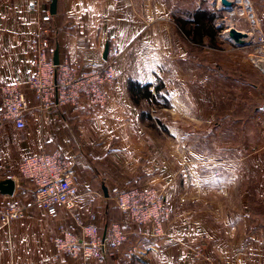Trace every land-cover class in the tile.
Masks as SVG:
<instances>
[{
    "label": "crops",
    "instance_id": "obj_1",
    "mask_svg": "<svg viewBox=\"0 0 264 264\" xmlns=\"http://www.w3.org/2000/svg\"><path fill=\"white\" fill-rule=\"evenodd\" d=\"M50 1L0 0V82L23 78L32 69L30 41L38 22L29 6L36 3L42 14L49 11ZM258 1L264 30V0ZM182 2L57 0L56 13L47 26L57 60L84 68L100 62L105 44L109 48L114 43L120 50L118 78L106 87L103 109L81 100L77 106L64 104L43 112L31 109L21 129L0 121V180L11 177L15 181L13 195L0 193V207L12 197L26 206L24 217L10 228L0 224V264H264V225L255 219V213L264 216L263 209H258L264 206V158L259 161L247 154L253 150L247 138L252 141L254 137V120L264 121V107L239 123L228 114L227 122L209 126L218 112L215 98L221 96L222 77L243 84L247 101L256 86L251 79L253 68L242 67L249 80L225 75L218 51L208 39L190 41L178 25L177 18L186 19L191 12ZM131 82L149 85L155 99L134 101ZM156 85L161 87L158 98ZM191 88L195 89L192 93ZM28 96L31 99V93ZM159 98L166 102L156 110ZM238 124L244 126L243 132L236 129ZM241 134L242 146L234 147L231 137ZM192 136L210 143L204 148L194 146ZM255 136L256 151L264 152L263 122ZM42 145L46 152L62 153L72 165L76 207L84 217L95 215L99 234L105 232L109 219L122 218L115 205L103 198L108 190L147 181L165 189L166 204L172 207L165 235L144 236L125 225L127 239L103 263L67 254L54 258L50 239L56 226L63 223L73 228V224L62 213L50 219L32 204L33 184L20 178L16 163ZM195 147L199 154L209 152L215 160L197 165L199 177L193 188L184 154L177 153L185 152L188 158ZM235 151L243 157L233 159ZM241 167L248 169V176L236 175ZM255 167L261 168V175H253ZM221 171L228 172V179L219 176ZM197 246L199 257L194 256Z\"/></svg>",
    "mask_w": 264,
    "mask_h": 264
},
{
    "label": "built area",
    "instance_id": "obj_2",
    "mask_svg": "<svg viewBox=\"0 0 264 264\" xmlns=\"http://www.w3.org/2000/svg\"><path fill=\"white\" fill-rule=\"evenodd\" d=\"M229 1L238 9L237 14L248 17L245 18L247 33L264 46V32L254 14L252 0ZM29 10L36 13L38 22V31L30 41L34 56L32 69L23 78L0 82V121L11 122L21 129L26 126L31 109L43 112L64 104L77 106L81 100L103 109L107 102L106 87L117 77V45L109 46L106 59L90 62L84 68L73 67L66 61L54 62L55 47L47 37L51 14L48 10L41 14L36 3L31 4ZM18 171L33 184L34 206L43 209L50 219L62 213L73 224V228L63 223L56 226L50 239L54 258L67 254L71 258L103 263L126 240L127 235L119 223H111L99 234L95 215L89 213L84 217L77 209L76 179L72 165L62 153L46 152L42 145L38 152L19 158ZM103 198L119 209L124 224L132 226L137 234L165 235L164 225L170 221L172 211L160 187L147 181L133 186H113ZM25 208L22 201L12 197L0 207L1 226L10 228L14 221L24 217ZM193 250L194 256L199 257L200 247Z\"/></svg>",
    "mask_w": 264,
    "mask_h": 264
},
{
    "label": "rangeland",
    "instance_id": "obj_3",
    "mask_svg": "<svg viewBox=\"0 0 264 264\" xmlns=\"http://www.w3.org/2000/svg\"><path fill=\"white\" fill-rule=\"evenodd\" d=\"M183 5L186 7L188 6L189 11L193 12L196 9H206L207 11H209L208 13L214 15V19H213V23L214 26L217 27L219 25H222V29L219 32L218 35V39H217V45L213 46L214 49H216L218 52H215L216 55H218V57L221 60V65L223 66H228L230 65V71L231 74H235L236 78L239 76V69H242V72L240 73L242 76H244V66L247 67H252L253 68V75H252V79L254 84L256 85L255 88L252 91V99L247 98V101H244L245 97H244V91H243V87L240 82L238 81H234L232 79H227L222 77V88H220L221 90V96L219 97V99L215 98L216 103H215V108L216 110L218 109V112L215 114V120L212 121V124H210L209 126L212 127V125L216 126L219 124H222L224 122H227L226 118L227 115L230 114V118L236 119L237 123H239V119L240 122L244 121L245 117H244V106L248 107V105L250 103H252L253 107L256 106H260V107H264V74L262 75V71L260 70L259 66L257 65V61L258 60H264V48H262V45L259 42H256L257 40H254L253 36L250 39V42L246 45V46H242L240 48H236L239 46H234V43L232 41L229 40L228 36H227V29L229 28V26H233L239 30L245 31L247 32V30L249 31V28L247 27L245 18L242 17L241 15L237 14L235 16H232V11L237 12L236 10H238L237 8L235 9L234 6H230V7H224L221 5L220 2H218V0H183ZM261 2L258 0H252V4H253V11L255 16L257 17V19L260 20L259 18V12L258 10L262 8V6H260ZM185 9V8H184ZM190 12V13H191ZM241 16V17H240ZM261 28L263 30L262 24L260 23ZM264 32V30H263ZM232 42V43H231ZM207 45H210V43H207ZM190 52H192L193 54L196 53L195 49L193 47H190ZM119 54H120V50H119ZM191 60V58H190ZM192 62L195 64L196 58L192 59ZM233 67V68H231ZM240 67V68H239ZM235 69V71H234ZM248 72V70H247ZM229 72L228 76H232ZM227 75V74H225ZM263 77V78H262ZM118 78V72H117V77L114 81H116ZM237 80H243L242 78H237ZM241 85V87H240ZM192 90L195 91L194 88H191V93ZM247 93L249 94V90L247 88ZM186 98L190 99L192 98V96H188L187 94H184ZM247 97H249L247 95ZM159 101L161 102H156V110L157 108H159V106H163L164 102H166V100H164L163 98H159ZM247 102V103H246ZM155 105V104H154ZM186 106H188L186 104ZM154 108L155 106H152L151 112H154ZM194 110V109H193ZM229 110V111H228ZM260 111H256V113H259ZM155 122H157L159 124V126L161 127V123L158 122L157 116H155ZM264 121H259V120H254V126L252 127L253 129V136L252 137V141L249 140V137L247 138V142L249 143V145H251V149L253 148L252 151H250V153L247 152V154L249 156H252L253 159H258L259 161L262 160L261 158H264V152L262 151H256L255 147V132L257 130V126ZM162 128V127H161ZM244 128L241 127V124L236 125V129L238 130H242ZM243 132V130H242ZM173 140H175V138H173ZM223 140V138H222ZM231 143L234 147L237 146H242V142H243V134L238 135L236 137H231ZM235 140V141H234ZM190 142L194 143V146H198V147H206L210 141L209 139L205 138V139H197L196 137L191 138ZM251 142V143H250ZM176 144V142L174 143ZM180 144V143H179ZM178 145V144H176ZM247 145V147L249 146ZM236 150L241 151L239 148H237ZM194 152H191V154L189 155V157L187 158V153L185 156V152H178L177 154H184V157L186 159V163L188 166H186V170L187 172V176L189 177V184L191 187L196 188L197 185V181H198V177H199V168H197V165H201L203 163H208V161H212L215 160V157H213L209 152H204L202 155L199 154L197 152V148H194ZM223 151V150H221ZM239 151H235V153H232V155H236L233 159L235 160H239L241 159V157H243V154ZM248 155L246 157V159L248 158ZM19 160L17 159V164H18ZM198 166V167H199ZM241 170V172H240ZM261 168L260 167H255L253 168V175L259 176L262 173L260 172ZM245 174V175H249L248 169L245 170L244 167H241L238 169V173L236 174L237 176H240L241 174ZM263 174H264V170H263ZM224 175L226 177H224ZM219 176L221 178H226L228 179V172L225 171H221L219 173ZM21 179H23L20 176ZM224 181V179H223ZM223 184H225V182H223ZM160 187V186H157ZM163 191L164 194V188L160 187ZM218 190L220 193H225V189L223 187H218ZM172 210V207L169 206ZM258 208V207H257ZM263 209L264 212V206H260L258 208ZM172 214V212H171ZM255 219L257 221H259L260 224L263 223L264 221V216L261 213H255ZM264 225V224H263Z\"/></svg>",
    "mask_w": 264,
    "mask_h": 264
},
{
    "label": "trees",
    "instance_id": "obj_4",
    "mask_svg": "<svg viewBox=\"0 0 264 264\" xmlns=\"http://www.w3.org/2000/svg\"><path fill=\"white\" fill-rule=\"evenodd\" d=\"M208 12L209 11H207L206 9H196L193 12H191L189 14L188 18H186V19L178 17L177 22H178V25L180 26V28L182 29V31L189 38L190 41L197 43V42H201L203 40V38H207L212 46H216L218 35H219L220 30L222 29V25L215 27L214 23H213V19L215 16L208 13ZM220 69L222 70V72L224 74L228 75L229 72L231 74V71L229 68L220 67ZM234 71H235V69H234ZM240 73L241 72L239 71V76L237 78H242L243 80L245 78L247 80L250 79V77L248 75H246V77H245V75L242 76ZM231 75L236 77L235 74L234 75L231 74ZM252 82H253V79H252ZM148 86L149 85H147V84L141 86L139 83H136V82L130 83L129 88H130V91L132 93V97H133L134 101L137 102L139 100V98H141V97H145L147 99H155V96L151 93V91H149ZM160 88L161 87L159 85H156V87H155L157 98L160 97L159 96V89ZM256 111L261 112V107L260 106L253 107L252 103H250L248 105V107L244 106V111H243L244 117H249L250 115L255 114ZM25 180H28V179H25ZM133 185L134 184H130L129 186H133ZM114 207L117 209L118 213L120 214L119 209L116 206H114ZM113 222H116V223H119L120 225H122L123 231L127 234L126 228L129 227L130 225L128 223L124 224L123 217L121 219H118V218L114 219V220L109 219V221L107 222V226ZM262 224H264V221ZM125 225L127 227H125ZM130 227L134 230V228L132 226H130Z\"/></svg>",
    "mask_w": 264,
    "mask_h": 264
},
{
    "label": "water",
    "instance_id": "obj_5",
    "mask_svg": "<svg viewBox=\"0 0 264 264\" xmlns=\"http://www.w3.org/2000/svg\"><path fill=\"white\" fill-rule=\"evenodd\" d=\"M220 3L224 7H230L231 2L229 0H220ZM57 0H51L49 4L50 14L56 13ZM227 36L230 41L235 43L238 46L247 45L250 42L251 36L245 31L239 30L233 26H229L227 29ZM108 53V43L105 44L104 50L102 53V59L107 58ZM54 62H57V54L55 50ZM257 65L264 74V60H258ZM15 188V181L11 177H6L5 179L0 180V193L6 195H13ZM107 194V193H106Z\"/></svg>",
    "mask_w": 264,
    "mask_h": 264
},
{
    "label": "bare ground",
    "instance_id": "obj_6",
    "mask_svg": "<svg viewBox=\"0 0 264 264\" xmlns=\"http://www.w3.org/2000/svg\"><path fill=\"white\" fill-rule=\"evenodd\" d=\"M236 9V8H235ZM236 11H238V10H236ZM232 13V16H235L236 15V12H234V11H232L231 12ZM241 17V16H240ZM242 17H244V18H248L246 15H244V16H242ZM250 36V35H249Z\"/></svg>",
    "mask_w": 264,
    "mask_h": 264
}]
</instances>
